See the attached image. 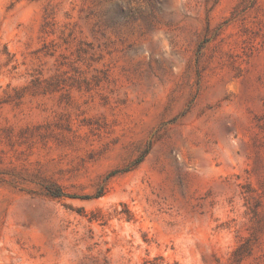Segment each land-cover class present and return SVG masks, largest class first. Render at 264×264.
Segmentation results:
<instances>
[{"label":"rangeland","instance_id":"374dc122","mask_svg":"<svg viewBox=\"0 0 264 264\" xmlns=\"http://www.w3.org/2000/svg\"><path fill=\"white\" fill-rule=\"evenodd\" d=\"M0 264H264V0H0Z\"/></svg>","mask_w":264,"mask_h":264},{"label":"trees","instance_id":"16d2710c","mask_svg":"<svg viewBox=\"0 0 264 264\" xmlns=\"http://www.w3.org/2000/svg\"><path fill=\"white\" fill-rule=\"evenodd\" d=\"M120 171H115V172H113V173H111L109 176H113V175H115V174H117V173H119ZM102 191H100L98 194H97V196H101L102 195Z\"/></svg>","mask_w":264,"mask_h":264}]
</instances>
